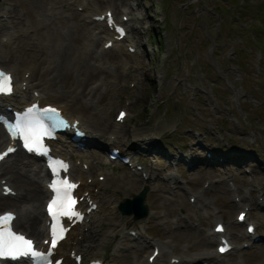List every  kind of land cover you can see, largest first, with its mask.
I'll return each instance as SVG.
<instances>
[{
	"label": "rangeland",
	"instance_id": "374dc122",
	"mask_svg": "<svg viewBox=\"0 0 264 264\" xmlns=\"http://www.w3.org/2000/svg\"><path fill=\"white\" fill-rule=\"evenodd\" d=\"M66 3V0H0V11L9 9L7 17L0 16V66L15 70L20 81L22 69L38 59L41 46L42 57L51 60L61 52L58 45L63 41L75 45L79 58L69 61L73 67L69 69L72 82L69 91L77 87L76 97L91 102V109L85 112L91 118L84 116L97 127L101 137L97 144L89 141L84 150L71 151L80 156L79 160L81 155L97 157L98 163L94 161L95 166L87 173L90 176H96L100 169L110 172L100 190L102 229L90 232L92 248L85 257L100 256L108 264H144L150 246L132 240L127 234L128 228L139 227L149 239L180 256L203 255L210 264L263 262L264 0H151L152 12L148 16L155 14L164 22L161 42L152 35L153 31L159 32L152 25L160 23L147 19L145 25H151L152 37L148 44L138 38L141 50L132 58L124 50L104 52L103 38L91 40L95 24H88L85 12ZM128 3L129 0H91L90 7L99 11L111 8L120 15ZM100 31L105 36L104 30ZM7 37L12 38L10 44L5 42ZM88 39L92 43L90 48L86 47ZM22 43L26 46L23 52ZM31 51L37 54L33 58ZM61 63L62 59L57 66ZM34 64L38 65L32 77L37 88L44 86L47 94L52 87L45 82L52 81L55 85L60 81L55 89L60 86V92L65 90L59 67L55 74L43 72L41 61ZM82 89H86V95ZM30 96L27 91L26 97ZM120 109H126L129 116L125 124L114 130ZM97 116L107 125L105 130L96 123H101ZM112 135L120 143L124 139L133 141L136 147L149 148L148 144H153L151 151L141 158L157 173L154 179L146 181L116 161L104 165L107 150L96 146ZM171 149L193 153L194 164L182 165L175 171L178 177L165 180L171 169L165 155ZM207 150L217 157L223 155L225 160L216 163L215 156H212L215 161L205 159ZM245 168L251 171H244ZM207 183L210 186L204 191ZM144 184L150 185L145 203L151 216L139 220L122 216L115 209L116 203L133 197ZM188 191L200 198L191 202ZM259 198L261 205L255 203ZM241 206L250 207L247 214L262 233L260 240L251 241L244 225L236 221ZM219 217L227 222L238 246L243 240L251 241V246L217 255L218 258L209 257L217 252L216 238L210 240L208 230ZM165 261L166 255L154 264ZM194 264L201 263L197 259Z\"/></svg>",
	"mask_w": 264,
	"mask_h": 264
},
{
	"label": "bare ground",
	"instance_id": "6f19581e",
	"mask_svg": "<svg viewBox=\"0 0 264 264\" xmlns=\"http://www.w3.org/2000/svg\"><path fill=\"white\" fill-rule=\"evenodd\" d=\"M66 2H67V0H66ZM51 3H52V1H51ZM69 3L85 7V11L88 10L87 16L89 18H91L92 15L100 12L99 10L89 9L88 8V0H69ZM53 9H54V7H53ZM7 11H8V8H7ZM7 11H4V13H1V15L4 16L6 13H8ZM43 17H45V16H43ZM40 20H43V19H40ZM44 20H45V18H44ZM128 23H130V21ZM96 25L102 26L100 23H96ZM21 31H19V32H21ZM9 34H11V33H9ZM14 34H16V33L14 32ZM17 34H18V32H17ZM25 35H27V33ZM93 36H94V39H96L95 32L93 33ZM99 37H103V36L100 35ZM58 41H60V40H58ZM19 43H21V42H19ZM12 46H13V44H12ZM58 46L61 47V49H60L61 52L57 53V55H56L57 57H55L54 59H51V60H49L46 57H42V55L44 54V53H42V46L39 49V56H36L37 54H33L32 51H31V53L29 52V54H32L30 56L31 58H33L32 56L38 57V59L34 60V62H37L39 64V62L41 61L42 66H43V71H48V73H50L52 71H54V73H55L56 68L59 67V66H57V64L59 63L60 59H62V63H61V66L59 67L60 69L58 72H61L60 79H61L62 85L65 87V90L63 92H60V89H59L60 86L56 87V89H55V86H57V83L60 84V81H57V83H55V85L52 83V81H47L45 83L49 84L52 87L51 90L53 93L50 92V93L46 94V92L44 91V89H46V88H44V86H42L43 88H42V92H40L39 99L41 100L42 104H48V103H51L53 101H56V102L58 101V102H63V103L69 101V102H67L68 105H67V103L64 104V106H63L64 111L67 114H69L71 117L78 119V120H81L82 126L84 127V129L87 132V139H89L90 141L93 142L94 140H97L98 138H100L101 135L96 131L97 127H93L92 122L89 121L90 119L88 120L84 116V114H86L85 112L88 111L89 109H91V107H92L90 105L91 102L88 103L87 101H84L82 99H78L76 97V93H77V89H78L77 87L74 90L69 91L71 86H72L71 77L69 74V69L72 66H70L69 61L71 62V61H73V59L79 58L76 56L78 53L76 51V48H74L75 45L73 42L66 44V42L63 41V43L59 44ZM117 46H118V43L115 42L114 47H117ZM21 47H22L21 50L23 52V49H25L26 46L23 45V43H22ZM21 50H20V52H21ZM86 50L87 49H85L84 51H86ZM83 54L85 56V53H83ZM6 57H8V56H6ZM81 60H82V57H81ZM84 60H86V59H84ZM66 61L68 62V64H63ZM34 62L27 63V66H29V68L32 69L31 75L28 79L29 80L28 86L26 88L28 91L29 90L31 91L34 88L32 85L33 84L32 83V81H33L32 77L34 76V70H35L34 69V67H35ZM87 64H88V62H87ZM13 68H15V67H13ZM74 68L76 69V67H74ZM31 69H26L24 71V73L28 72L27 70L30 71ZM22 70H24V69H22ZM90 71H92V70H90ZM54 82H56V81H54ZM82 92L84 95L87 94L86 89L85 90L82 89ZM29 101L30 100L23 98L22 103L25 104V103H28ZM81 101H83V102H81ZM87 116H88V118H91L90 115H87ZM97 119L101 120V123L99 121H96V123L103 125V127L100 129L105 130L107 125L104 126V122L102 121V119L99 116H97ZM118 125L119 124H116V126H118ZM5 136H6L5 133H3L2 129L0 128V148L3 147V145L5 144ZM63 137H65V136H62V138ZM108 142H109V140H108ZM14 155H15V159L9 163H6L3 166L4 172H3V174H1V179H5L6 183L11 184L15 188V190L17 191L16 196H12V197L10 195L9 196H2L0 199V206H1L2 202L5 203L7 198L11 199L9 206H12V208L15 209V211H17L19 213V217L16 221L17 226L19 225L20 227H24V228L28 229L32 235H34L38 239H41V237L45 234V232L43 230V226H44L43 223H44V220L46 219L45 212L42 209V202H43L44 197H45V187L42 185L41 178L47 174V171L44 167V164L39 160V158L29 157V156L25 155L23 152H16ZM81 159L83 161L82 163H88L89 167H91V168L94 167V165H93L94 161L93 160H95V162L98 161L97 157L89 159V158H86V156H82ZM209 165H211V164H209ZM86 172L87 171L83 167H76L75 177L77 180L81 181L80 190L82 191V193L83 192L87 193L89 197L93 198L95 201H97L99 203V200L102 199V194H101L102 192H100V190L104 188L103 186L106 184L105 179L106 178L108 179L109 174H108V172H99L98 174L96 172V177L92 178L90 175L86 174ZM99 174L100 175L101 174L106 175V177L104 178V181L99 180V177H98ZM36 177H39V178L37 179ZM90 177H91V179L88 180ZM98 206H99V204H98ZM111 214H112V212H111ZM100 223H103L102 216L99 213L96 214L95 211L91 212L89 219L82 222V224L77 225L74 228H72V230L68 233L67 238L61 242V245L59 246L60 252L61 253L62 252H68L70 249L87 252L89 249L92 248V245L89 244L90 243V237H91L90 232H93V233L100 232L102 229L99 225ZM113 232H115V231H113ZM117 232L119 233V231H117ZM210 234H211V236H213L212 233H210ZM141 235L142 234H140L139 237H141ZM210 256L212 259L217 258V255H215L214 253H211ZM69 258L70 257L67 255L66 260H70ZM191 259H194V258H191ZM184 260H187V258H185ZM6 264H12V263L7 262ZM15 264H17V263H15ZM62 264H64V262ZM146 264H148V263H146Z\"/></svg>",
	"mask_w": 264,
	"mask_h": 264
},
{
	"label": "snow or ice",
	"instance_id": "6c2138e0",
	"mask_svg": "<svg viewBox=\"0 0 264 264\" xmlns=\"http://www.w3.org/2000/svg\"><path fill=\"white\" fill-rule=\"evenodd\" d=\"M9 78L4 74L0 73V92L10 91V88H6L4 82L8 81ZM55 111V109H50ZM123 116V113L121 114ZM31 141V142H30ZM36 143V139L32 137L25 138V147L32 150ZM13 149L9 148L7 152L0 154V160L12 152ZM53 191L56 193L55 198L51 200L48 205L49 214L55 219L58 214L65 216H76L78 215L73 211V204L75 201L71 199L69 189L75 187V185L68 184L67 181L62 182L61 187H57L55 183L50 185ZM5 191H10L5 189ZM11 214H6L0 217V258L11 257L13 259L20 256H31L33 258L44 259L43 254L34 250L33 242L26 239L22 235L13 234L9 230H4L3 226L6 225L11 219ZM251 231V229H250ZM63 239V229H57L56 225L51 227V247L55 248L59 240ZM48 243V241H46ZM221 252L225 251V248L219 249ZM50 254V253H49ZM45 264H51V262H45Z\"/></svg>",
	"mask_w": 264,
	"mask_h": 264
},
{
	"label": "water",
	"instance_id": "95a60500",
	"mask_svg": "<svg viewBox=\"0 0 264 264\" xmlns=\"http://www.w3.org/2000/svg\"><path fill=\"white\" fill-rule=\"evenodd\" d=\"M148 188H145L142 192L137 194L133 199H126L119 205L120 210L123 213L135 212V217L139 218L147 214V208L143 204L144 197Z\"/></svg>",
	"mask_w": 264,
	"mask_h": 264
}]
</instances>
